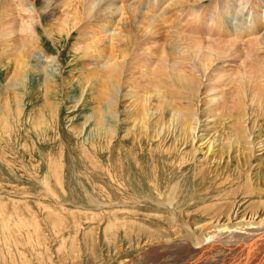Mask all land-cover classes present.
<instances>
[{"label":"rangeland","instance_id":"374dc122","mask_svg":"<svg viewBox=\"0 0 264 264\" xmlns=\"http://www.w3.org/2000/svg\"><path fill=\"white\" fill-rule=\"evenodd\" d=\"M62 1H38L39 13L42 9L46 17L41 24L38 18L36 38L30 41L56 61L47 68L53 76L49 81L38 66H47L46 59L32 54L16 16L0 23V264H120L125 252L137 258L140 250L135 248L145 244L147 233L167 230L173 213L160 203L177 185L174 213L179 221L172 220L177 229L187 220L197 224L206 208L232 203L237 196L240 216L251 210L264 213V96L254 100L259 80L250 76L251 60L240 50L236 57L231 53L229 61L236 63L230 66L241 73L229 80L217 78L216 72H207V78L200 80L202 70L197 69L207 40L219 42L223 50L232 38L202 25L189 27L193 18L180 13L156 24L149 45L150 37L140 33L137 38L142 41L135 46L128 40L121 45L116 41L111 49L109 35L104 39V34H96L102 59L121 58V52H128L119 80H106L96 75V59L85 57L80 49L96 41L91 29L98 31L97 20L84 13L79 1L73 0L70 8ZM223 1L190 0L189 7L201 15ZM17 9L21 10L12 11ZM139 10H135L137 20L143 15ZM74 14L82 15L79 25L72 34L61 33L66 29L63 19H73ZM128 16L112 17L115 28H127ZM178 27L186 30L181 36L187 42L191 36L203 41L191 44L189 53L183 50L185 71L192 70L198 78L197 92H188V87L165 79L159 71L161 47L173 41ZM8 30L15 32L7 36ZM259 35L262 39L264 31ZM25 59L28 67L23 73L18 64ZM220 59L214 66L224 63ZM144 66L153 76H144ZM241 76L246 81L241 82ZM239 101L247 102V110ZM246 112L247 128L255 135L252 149L240 137L243 133L238 135L233 128ZM192 118L205 128L197 131L195 140L179 144ZM213 136L217 147L211 144ZM213 195L220 199H210ZM138 232L144 233L143 239L136 238ZM119 249L124 254L117 257Z\"/></svg>","mask_w":264,"mask_h":264},{"label":"bare ground","instance_id":"6f19581e","mask_svg":"<svg viewBox=\"0 0 264 264\" xmlns=\"http://www.w3.org/2000/svg\"><path fill=\"white\" fill-rule=\"evenodd\" d=\"M38 1L39 0H0V23L3 25L5 21H9L10 17L13 18V15L14 17L16 16V18L14 19H17V21L19 22L18 29L20 33H22L23 35L25 34V36H27L26 41L29 40L28 43H30V41H32L33 39L35 40L36 38L35 25L38 22V18H40V24H41L43 23L44 18L46 17L42 9H40V13H39ZM43 1L47 2L48 0L47 1L40 0V4L41 3L43 4ZM51 1H56V0H50V2ZM76 1H79L81 7L85 11L84 13H86L89 18L91 19L93 18L94 20H97L95 25L97 26L98 31L97 32L93 31L95 28L93 30L91 29V32H93L92 35L87 33L89 29L88 30L86 29L87 31L86 32L84 31V33L86 35H92L93 37L92 40H95L97 35L104 34L103 36L104 38L107 33L109 37L107 38L108 40L106 41L109 44V47H111V49H115V47L113 48V43L115 44L116 41H118L117 43L118 44L120 43L121 45L126 40H128L129 43L131 42V44L135 46L137 41L141 40L137 38V35H139L140 33L142 34V36L144 35L145 38H147V36L150 37L148 38L150 40L148 43L146 40V43L148 45L150 43H153L154 38L152 37L155 36V28L158 25V22L167 23V18L168 15L170 14L172 15V17L179 13L185 18L192 17L193 21L187 24L189 25V27L191 25L192 26L202 25L209 30H215L219 34L227 35L229 38H232L231 43L223 50L220 49L221 47L220 44L217 45V43H219L217 41L207 40V43L203 45L206 50V54H204L205 56H203L202 58L203 60L201 66H197V69L198 67H200V72L202 70L200 80H202V78L205 79V77L207 78V72L212 74L216 72L217 74L215 75L217 76V78H220L221 80H229L230 78H232L233 75H235V77L237 78L238 75L241 73L240 72L241 70H239L237 66L236 67L230 66V64H235L236 62H232L229 60L232 59L231 56H234L231 55V53L235 54L236 57L239 54V53L237 54L238 50H240L243 52L241 53L243 56H245L248 60H251L250 68L252 70L250 71L251 72L250 76L253 75L254 80H259L258 88H257L258 92L257 95L254 96V100L255 101L259 100L258 95L264 96V36L262 37V39H260L261 37L260 38L258 37L260 32L264 31V9H261L264 8V5L263 6L261 5L262 2L264 3V0H224L221 3L220 2L215 3L210 8L209 12L203 13L201 15H200L201 12L200 10L189 7L192 4L190 0H172V1L171 0H133L132 4H129L131 0H76ZM62 2H64L65 4H67L68 2L69 8L73 4V0H63ZM164 4H168L167 7L166 6L163 7ZM27 6H29L30 8H27ZM16 7L21 8V10L17 9L15 11H12L16 9ZM137 9H141L139 11L143 12L142 16L138 15L141 18L139 20L136 19L137 13L135 12V10ZM158 12L159 14H156ZM23 13H29V14L28 16L27 15L24 16ZM76 14H78V12ZM80 16L74 14L73 19L70 16H69L70 18L67 17L66 20L63 19L64 20L63 26L66 29L63 30L61 33L66 32L67 35L68 32L72 34L71 33L72 29L79 25L78 21L81 19ZM114 16L116 17L128 16L125 20V22L127 21V23L129 24L127 25V28L120 27L119 29H116L115 27L117 26L114 25L115 23H113V18H112ZM72 21L74 23H72ZM187 25H185V27ZM88 27H92V25L91 26L88 25ZM61 29H63V27ZM177 30H178V34L175 35L173 41L170 44L166 43L161 47L162 55L159 62H161L160 66L162 67L160 68L159 66L160 68L159 71L165 73L164 75L165 79L168 78L169 80H177L179 81L178 83L182 84V86L188 87L187 88L188 92L189 91L191 93L197 92V87L199 83L196 84L195 80H198V78L192 74L193 73L192 70H190V74L185 71L184 54L191 52V48H189L191 44L203 42V41L202 40L198 41L192 36L191 38H189L190 37L189 36L188 38L190 42H187L188 39H186V37L184 36H181L185 34L186 30L184 31L182 28L180 29L179 27ZM13 32L15 31L8 30L7 36H11ZM206 33L209 34L208 32ZM145 38L143 41H145ZM97 41L98 39H96V41H93L91 43H85L86 44L85 47L80 49H83V53H85V57L91 58L93 60L96 59L94 60L93 66L94 69L98 71L96 74L97 76H99L100 78L104 77L106 80H111V81L119 80V76L121 77L123 73V69L126 64L128 52H121V58H118L117 56L113 57L111 55L107 59H102L104 55L102 56L100 53H97V48H98ZM83 42H85V40ZM116 44L114 46H116ZM195 45L198 46L197 49L198 51L199 50L202 51L203 48L199 44H195ZM30 46L32 49L31 50L32 54H35L34 56L37 57V55H39L40 58L43 57L46 59L48 63L47 66L44 64L38 66H41L40 74L41 73L46 74L45 80L48 81L51 80L53 76L50 73V71L47 70V68L49 67L50 63L55 64L56 61L54 57L46 55L45 52H43L41 48H39V46L36 45V43H32ZM193 49L195 50L196 48ZM183 50H185L186 52L184 53ZM20 53L25 55L22 52ZM93 54H96V56H92ZM193 54L198 55L199 53L193 52ZM220 58L224 60L223 61L224 63L217 64L216 66L218 68H216L214 64L215 62H217V60H221ZM225 60H228V62H225ZM17 61L19 60L17 59ZM26 61L27 60L25 59L24 62L20 61L18 64L19 69L23 73H25L24 70L28 67V63H26ZM225 64H227V66H225ZM144 67L146 71H144L143 74L144 76L148 77L150 75L148 70L149 68L146 66ZM150 67H152V65ZM232 68H236V71L232 70ZM220 70L222 72H220ZM227 70H229L232 73L228 74ZM253 77H249V78L252 80ZM20 78L21 77H19L18 79ZM239 80L241 82L246 81V79H244L242 76L239 78ZM241 89H242L241 92L245 97L244 101H246V95L244 92L243 85ZM255 91L256 90L253 91L251 90V93L254 94ZM164 94L165 93L162 94L161 91H157V95L160 96L161 98H165ZM244 101L243 102L239 101V104L240 106L242 105H244V107L246 106V109H242V110H247V102ZM111 103L115 105L116 102L114 103L113 101ZM252 104L253 103H251V105ZM114 105L113 108L116 107ZM108 107L111 108V105L110 106L108 105ZM147 111H149V109ZM146 113L149 115V117H151L150 112H146ZM246 115L247 112L244 115L245 117L240 116L241 118L239 120V123L237 124L234 123L233 128L234 130H236L235 132L238 135L243 133V135H240V137L244 138L246 146H251L250 148L252 149L256 147L254 144H252V141L254 140V138L252 139V137H254L255 135L252 133L251 128H247L248 124L244 120L247 117ZM194 118H192V120L188 121L187 123L185 122L186 125L183 129L184 139L179 140V144L181 143L186 144L189 141V139L195 140L197 138L196 136L197 131H200L201 128H205L204 125L203 126L199 125L198 124L199 121ZM185 119H183L182 117L183 121H186ZM201 139L202 137L200 138V140ZM211 144L213 147L218 146L216 137L214 136L211 137ZM200 151L202 152L203 150ZM155 187L156 186H154V189ZM177 187H175L173 190L171 189L172 192L170 191L171 193L169 192L170 194L167 195L164 202L160 203L167 210L173 213L171 216L172 219L168 221V227L165 228L167 230L165 231L164 227L160 226L164 230V232H162L161 229H158L157 231L154 230L153 232H150L151 233L150 236H148L147 233L146 234L147 241L145 242V244L138 245V247L135 248L136 251L140 250L139 254H137V256L138 255L139 256L137 258L136 257L132 258L130 257V254L125 252V258L120 256V260L121 259L123 260L121 261L120 264H264V213L261 212L259 214V212H254L253 210H251L248 213V215L243 214V216H240L239 210L241 206L236 202V200L239 199L238 198L239 196H237L235 201L232 203L229 202L227 203L225 201V203L223 204H217L214 207L206 208L204 218H200L199 221H197L198 222L197 224L190 223L187 220L185 224L182 225L180 224L181 225L180 229H177L172 225L173 219L176 222L179 221L177 220V216L174 213V203L176 201ZM156 191L158 193L160 192L157 189ZM238 194L239 192L234 195H238ZM216 198L220 199L218 195H213L210 199L215 200ZM246 215L248 217H246ZM258 215L259 217L256 219ZM186 217L189 218V216ZM234 218L242 219V221H248V222L232 224L233 222L231 223V220L233 221ZM245 218H247L248 220H246ZM182 219H184V217ZM190 220L192 219L190 218ZM222 221L224 222L222 223ZM195 226H197V228H194ZM138 234H136V238H138V240L143 239L141 236H144V233L138 232ZM122 249H119L118 253H116L117 257L122 253L124 254V251H122ZM143 250L144 252H142Z\"/></svg>","mask_w":264,"mask_h":264}]
</instances>
